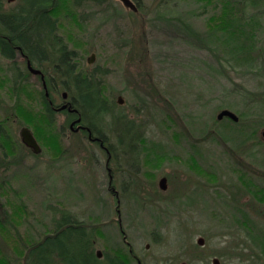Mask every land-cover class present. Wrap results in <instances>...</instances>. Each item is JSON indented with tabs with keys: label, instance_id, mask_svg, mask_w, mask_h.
Listing matches in <instances>:
<instances>
[{
	"label": "rangeland",
	"instance_id": "rangeland-1",
	"mask_svg": "<svg viewBox=\"0 0 264 264\" xmlns=\"http://www.w3.org/2000/svg\"><path fill=\"white\" fill-rule=\"evenodd\" d=\"M57 1L51 16L57 34L79 52L76 70L95 74L102 84L109 111L98 128L112 156L107 163L102 147L70 131L66 113L48 123L36 77L26 73L12 88L11 66L0 55V123L8 124L18 142L20 129L28 127L41 146L33 154L18 144L11 153L9 139H0V151L8 153L3 164L8 170L0 172V264L3 258L23 264L28 235L50 234L52 219L58 221L62 212L100 229L94 253L101 252V264H107L108 254L127 264H138L131 254L141 264H213V259L264 264V166H246L243 155L235 160L230 144L221 140L230 136L242 146L241 129L248 131L257 117L251 111L248 119L227 121L228 128L222 120L213 125L222 110L237 116L244 111L236 98L245 90L259 94L264 79L249 81L224 68L226 62V76L218 75L208 66L217 65L213 54L195 38L178 39L182 34L164 21L181 16L202 37L222 26L224 10L215 8L214 0H174L165 6L163 0H145L143 9L131 0L135 8L120 0H104L101 6ZM3 4L11 10L19 0ZM259 45L264 52V34ZM221 55L216 51L215 58ZM45 70L52 71L50 64ZM57 88H51L55 105L62 103ZM227 89L238 93L225 98ZM223 99L237 104L223 107ZM257 129L255 136L250 132L249 146L264 157V123ZM164 177L167 188L161 190Z\"/></svg>",
	"mask_w": 264,
	"mask_h": 264
},
{
	"label": "trees",
	"instance_id": "trees-1",
	"mask_svg": "<svg viewBox=\"0 0 264 264\" xmlns=\"http://www.w3.org/2000/svg\"><path fill=\"white\" fill-rule=\"evenodd\" d=\"M76 5L84 1H90L97 6L104 4V0H74ZM135 7L144 8L145 0H131ZM165 1V3H163ZM214 6L224 10L222 26L215 27L205 33L204 36L196 33L192 26L181 16L164 19L163 16L157 17L164 19L167 25H173L175 31L183 37L195 38L199 42L200 48L217 62H209L208 66L218 72V75L226 76L223 64L229 63L230 67L240 72L243 78L249 81L264 79V52L261 51L259 42L264 34V0H214ZM57 0H19V4L11 10H5L3 0H0V55L2 58L10 60L14 58L17 47L21 53L26 55L34 64L49 62L57 68L64 69L67 64L69 70L58 69L60 88L62 91L70 92L75 96L76 108L81 117V122L89 128L92 135L99 137L104 142L102 131L98 128V121L108 114V104L101 96V83L95 74L85 75L76 70L78 51H71L68 45L57 34V22L51 16L50 7L56 5ZM161 2V1H160ZM163 5L171 4L174 0H163ZM219 10V9H217ZM175 21L176 24H171ZM54 38V39H53ZM54 40V44L53 41ZM51 42V43H50ZM54 50V51H53ZM216 51L223 52L219 58H215ZM215 52V54H214ZM20 53V52H19ZM214 75V74H211ZM14 82L18 77H14ZM47 85L50 87L49 81ZM259 94L245 90L240 92L236 98L244 111L238 112L239 119L249 118L252 111L258 121H254L248 131L241 129V134L248 140L255 136L257 128L264 123V82L262 83ZM50 90V89H49ZM238 90V89H236ZM228 98L237 91L227 89L225 91ZM43 97V95H41ZM230 109L233 108L232 102H224ZM52 116V115H51ZM53 122L54 117L47 118ZM238 119V120H239ZM244 119V120H245ZM222 122L227 127L231 119L224 117ZM219 120L213 118V125L218 124ZM232 125V124H231ZM208 127V125H206ZM228 128V127H227ZM222 131L231 132V130ZM246 128V127H244ZM207 129H203V132ZM221 130L216 131L217 136L222 134ZM252 132V134H250ZM224 143H229L233 148L235 142L231 137L221 138ZM52 212L54 213L53 209ZM92 226L91 228L81 221L75 220L68 212H62L57 221L52 219L50 234H44L40 239H33L28 235L25 243V256L23 264H101L94 253L95 236L100 235V229ZM102 236V235H101ZM0 255H2L0 253ZM4 259V260H3ZM2 263L7 264V259L3 258ZM107 264H127L117 255H106Z\"/></svg>",
	"mask_w": 264,
	"mask_h": 264
},
{
	"label": "flooded vegetation",
	"instance_id": "flooded-vegetation-1",
	"mask_svg": "<svg viewBox=\"0 0 264 264\" xmlns=\"http://www.w3.org/2000/svg\"><path fill=\"white\" fill-rule=\"evenodd\" d=\"M52 41L54 44V40H52ZM16 49H17V51L15 52L14 58L8 60L10 66H11V68H10L11 70H9V73L11 75L10 82H12V88H17L18 84L23 83L25 81L26 73L33 75L34 78L36 77L35 80H36V83L39 87L40 94L43 95V97L41 96V99L43 101L42 106H43V110H44V114H45L46 118L53 116L54 117L53 122H54L56 114H59L61 112L66 113L67 117H68L67 118L68 128L70 129V131H72L74 134H77L79 132L82 133L83 135L86 134V137L90 142L95 143V144L99 145L100 147H102L104 149V151L108 154V161H107V163H108L110 160V157L112 156L110 153L109 147L108 148L104 147L105 146L104 142L101 141L99 139V137H95V135H92V133H90L91 131L89 130V128H87L81 121L76 122V119L80 115H79L78 109L76 108L75 96L72 95L70 92L63 91V93H61L62 103L55 105L53 98H52L53 91L51 90V88H54L57 84V86H58L57 90L60 91L61 88H60V84L58 83L59 80L57 79L58 77H57L56 73L59 76L60 72L58 73V69L61 70L62 68H57V65L52 63V61H54V58L49 62L45 61V62H42V64L40 63V64L36 65L33 62H31L26 55L21 53L20 48L17 47ZM71 51H74V50H71ZM3 59H5V58H3ZM5 60H7V59H5ZM48 64H50V66L52 67L51 72H46V70H45V67ZM65 65H66V67L64 69H62V71L63 70L66 71V68H67V70H69L67 64H65ZM31 68L34 70H39V73L33 74L31 72L32 71ZM14 77H18V81L16 83L14 82V79H15ZM48 81L50 83V87H49V85H47ZM51 92H52V94H51ZM68 96H69V99H68ZM18 106H20V105H18ZM48 123H52V122L48 121ZM5 124L6 123H0V139H5V137H7L9 139V148H10L9 150H12V151H10L11 153H13L14 150L17 151V145L18 144L22 145L24 148L26 147L33 154H38L41 152V146L37 142L35 136L33 135V132L28 127L23 126L20 129V131H19L20 142H18L17 140L15 141L11 138V133H8L9 132V129L7 128L8 124H6V125ZM25 128H27L31 132V134L35 138L37 144L39 145L40 150L38 153H34L31 148L27 147L22 142L21 132ZM261 139H262V137H261ZM5 141L7 142L6 139H5ZM251 142H252V138H249L248 140H245V142L242 146H239L238 144H234L233 148L231 149L232 154L234 153L233 155L235 156V160L238 159V157L240 155H243L245 158L244 162L246 163V166H253V167L261 168L264 166V159H263L264 157H257L258 156L257 153H259V150H254L252 148L253 147L252 145L249 146V144ZM262 142H263L262 144H264V139H262ZM7 155H8L7 151H5V150L0 151V172L3 170H6V171L8 170L7 167L3 166L5 160L7 159L6 158ZM7 162L10 164V161H7ZM106 171H107V174L109 177L108 190L112 193V195H114V193L112 192L114 190V188L111 187L112 179H113L112 170H110V168L106 166ZM119 176H121V173ZM246 179H245V181L249 180L248 178H246ZM166 183H167V179H166ZM245 184H246L245 186L248 187V185H250V181L245 182ZM124 188H125V184L123 183L121 189H124ZM115 197L116 198L118 197L117 193L115 194ZM118 206H119V201L117 202V207ZM116 212H117V217H118L117 219H118L119 231H120V233L124 234V231L121 228L120 210L116 209ZM260 248H261V246H259L258 250H260ZM131 251L132 250H130L129 252L132 253ZM131 255L134 257V259H137L138 264H141V261L135 255H133V254H131ZM96 257H97V254H96Z\"/></svg>",
	"mask_w": 264,
	"mask_h": 264
},
{
	"label": "water",
	"instance_id": "water-1",
	"mask_svg": "<svg viewBox=\"0 0 264 264\" xmlns=\"http://www.w3.org/2000/svg\"><path fill=\"white\" fill-rule=\"evenodd\" d=\"M7 1L8 2H13L14 0H7ZM120 1L127 7H131L132 8V6H133L130 0H120ZM133 8H135V7L133 6ZM92 56L88 59V62L92 61V59H93ZM31 72L33 74H36V73H39V70L32 69ZM121 102H122L121 98H119L118 99V103L120 104ZM216 117H217L218 120H221L224 117H227V118L231 119L232 121H237L238 120V116L236 114H234L233 112H231L229 110H226V109L220 111ZM80 121H81V117L79 116L76 119V122H80ZM21 137H22V142L27 147L31 148L34 153H38L39 152V150H40L39 145L37 144L35 138L33 137L31 132L27 128L22 130ZM262 137L264 138V130L262 131ZM159 188L161 190H165L167 188V184H166V179L165 178H161V180L159 181ZM197 243H198V245H203V239L199 238ZM96 254H97V257L100 258L101 252L100 251H96ZM213 264H219V261L217 259H213Z\"/></svg>",
	"mask_w": 264,
	"mask_h": 264
}]
</instances>
